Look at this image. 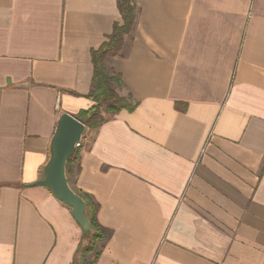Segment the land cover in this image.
<instances>
[{
  "label": "crops",
  "instance_id": "crops-1",
  "mask_svg": "<svg viewBox=\"0 0 264 264\" xmlns=\"http://www.w3.org/2000/svg\"><path fill=\"white\" fill-rule=\"evenodd\" d=\"M133 1L104 65L136 106L85 128L74 177L95 264H264V0ZM119 21L117 0H0V264L79 255L71 207L34 182Z\"/></svg>",
  "mask_w": 264,
  "mask_h": 264
},
{
  "label": "trees",
  "instance_id": "trees-1",
  "mask_svg": "<svg viewBox=\"0 0 264 264\" xmlns=\"http://www.w3.org/2000/svg\"><path fill=\"white\" fill-rule=\"evenodd\" d=\"M120 21L112 26V32L107 40L91 51L92 78L91 88L87 97L93 101V105L87 109H82L76 114L87 128V133L99 128L106 120V115H114L121 109L132 111L136 103L132 102L129 96H120L115 87L121 85L118 76L108 74L104 59L121 42L122 37L127 33L133 23L135 4L133 0H117ZM177 108H185V103L176 102ZM81 137V141L82 138ZM81 146L75 148L73 154L66 162L65 173L67 182L85 202V215L90 224L76 261L73 264H95L99 258L105 239V233L96 218L97 204L92 197L74 185V177L78 169L77 162L80 156Z\"/></svg>",
  "mask_w": 264,
  "mask_h": 264
},
{
  "label": "water",
  "instance_id": "water-1",
  "mask_svg": "<svg viewBox=\"0 0 264 264\" xmlns=\"http://www.w3.org/2000/svg\"><path fill=\"white\" fill-rule=\"evenodd\" d=\"M85 128L79 119L69 113L59 116L50 142V158L44 168L43 178L34 182V185L47 187L55 198L71 207V214L80 225L83 236L90 229L85 215V202L67 182L65 166Z\"/></svg>",
  "mask_w": 264,
  "mask_h": 264
},
{
  "label": "built area",
  "instance_id": "built-area-1",
  "mask_svg": "<svg viewBox=\"0 0 264 264\" xmlns=\"http://www.w3.org/2000/svg\"><path fill=\"white\" fill-rule=\"evenodd\" d=\"M82 145V142H81V139L78 140L76 143H75V148L77 147H80Z\"/></svg>",
  "mask_w": 264,
  "mask_h": 264
}]
</instances>
